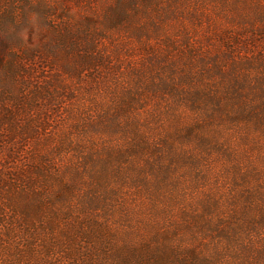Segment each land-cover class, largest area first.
I'll list each match as a JSON object with an SVG mask.
<instances>
[{
  "label": "rangeland",
  "instance_id": "1",
  "mask_svg": "<svg viewBox=\"0 0 264 264\" xmlns=\"http://www.w3.org/2000/svg\"><path fill=\"white\" fill-rule=\"evenodd\" d=\"M80 76L60 74L34 134L0 126L3 178L21 181L0 186V264H264L262 92L254 116L214 104L212 75L210 113L161 91L126 107L129 86L178 76Z\"/></svg>",
  "mask_w": 264,
  "mask_h": 264
},
{
  "label": "trees",
  "instance_id": "2",
  "mask_svg": "<svg viewBox=\"0 0 264 264\" xmlns=\"http://www.w3.org/2000/svg\"><path fill=\"white\" fill-rule=\"evenodd\" d=\"M99 68L178 76L129 86L126 107L150 91L210 113L212 75L225 86L214 104L230 95L238 114L254 116L257 103L246 102L264 97V0H0V126L34 134L30 122L56 99L60 74ZM2 170L0 186H21Z\"/></svg>",
  "mask_w": 264,
  "mask_h": 264
}]
</instances>
